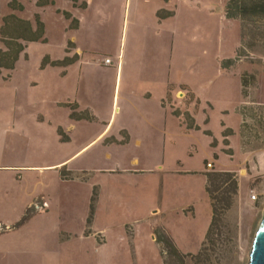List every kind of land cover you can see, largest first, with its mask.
<instances>
[{"label":"rangeland","instance_id":"1","mask_svg":"<svg viewBox=\"0 0 264 264\" xmlns=\"http://www.w3.org/2000/svg\"><path fill=\"white\" fill-rule=\"evenodd\" d=\"M13 1L0 0V29L10 14L37 28L39 15L46 41L0 69V264H248L258 176L235 171L246 193L209 234L205 177L179 172L243 168L225 140L264 143V26L229 19L228 0ZM159 8L177 15L160 23ZM151 75L194 88L198 100L179 87L169 104L199 129L182 130L160 91L136 82Z\"/></svg>","mask_w":264,"mask_h":264},{"label":"trees","instance_id":"2","mask_svg":"<svg viewBox=\"0 0 264 264\" xmlns=\"http://www.w3.org/2000/svg\"><path fill=\"white\" fill-rule=\"evenodd\" d=\"M78 2L79 0H73ZM55 0H39V5L54 4ZM87 3L83 6L86 7ZM14 9H24V6L16 0L11 3ZM226 16L229 19H240L242 22L250 24H259L258 27L264 26V0H228L226 3ZM64 14L69 18L72 14L64 11ZM161 17L171 16L173 12L166 11V15L162 11L158 12ZM78 19L74 18L73 25L78 26ZM262 25V26H260ZM1 41L5 45V49H0V69L5 68L13 70L16 62L20 57L22 50L30 41H46L45 24L37 15V28H34L29 20L22 19L15 14H10L4 18V23L0 29ZM240 52V50L238 51ZM239 55V53H238ZM77 57H65L64 60L52 62L54 65H67L75 61ZM236 59L230 58L222 62L223 68H228L235 62ZM1 72V71H0ZM243 86L244 81L242 82ZM173 113L177 116L181 115L178 109H174ZM187 128L199 129L196 120L189 111L185 112ZM232 133V129H226L224 135L228 136ZM229 143L228 140H225ZM230 153V152H229ZM181 174L200 175L196 172H179ZM201 176V175H200ZM206 181V191L210 197L212 208V219L209 225L208 233L213 230L214 226L218 224V220L228 212L235 204L236 197L239 190L238 175L235 171L230 170H211L202 174ZM98 196L97 185H94L90 211L87 217V226L93 221L95 215V202ZM159 242L163 241L164 234L156 230ZM208 234V235H209ZM166 247L171 250H176V247L171 241L165 242Z\"/></svg>","mask_w":264,"mask_h":264},{"label":"crops","instance_id":"3","mask_svg":"<svg viewBox=\"0 0 264 264\" xmlns=\"http://www.w3.org/2000/svg\"><path fill=\"white\" fill-rule=\"evenodd\" d=\"M166 1V0H165ZM170 1V0H168ZM79 7V6H77ZM87 7V6H86ZM226 7V6H225ZM156 14L158 15L159 11H162V13L164 15H166V11H171L173 12V15L171 16H166V17H160V19L158 20L160 23L163 22V19L165 18H170V17H174L177 15V11L176 10H168V9H156ZM159 16V15H158ZM80 24V21H79ZM79 27V26H78ZM75 46L77 47L76 42H74ZM77 50L80 51V49L77 47ZM120 65H121V61H120ZM123 69V67H122ZM119 79L120 80V85H119ZM123 79V73L121 71V75H117L116 78V92H118L119 90V86L121 88V82ZM136 82L138 83H143L145 84V86H147L148 89L152 88H156L160 91V96H159V100H160V104L161 106L164 107H170V113L173 114L176 119H178V123L179 126L181 127L182 130H184L185 132H190V130H194V128H187V125L184 123L183 120V114H181L180 116H177L173 113L174 109L172 107V105H170L169 101L171 100L170 98L173 96H175L174 94L176 93L177 89L179 87H181L182 89L186 90L187 93L191 94L193 97L195 96V98L198 100L197 94L194 90V88L187 82L185 81H180L177 79H174L173 76L169 75L166 79L160 78L158 75H151V76H139L136 80ZM143 94V93H142ZM144 98L146 99H150L153 100V93L149 90H147L144 94H143ZM166 103V104H165ZM118 109V108H117ZM190 110V109H189ZM186 110V111H189ZM190 112V111H189ZM162 115V111L160 112ZM160 114V115H161ZM164 117V115H163ZM195 118V117H194ZM163 119V118H162ZM196 120V118H195ZM232 129V128H230ZM128 134H129V138L128 140L130 141L132 136H131V132L130 130H125ZM233 134L235 133L234 129H232ZM229 144V150L230 153L233 155V157H236L237 153H240V161L244 160V162L246 163L245 167L243 168H232L229 169L230 171H246V170H250V172H252L254 175L258 176L259 181H261L262 186L264 188V143H262L260 140H258L257 144H255L252 148L249 150H244L242 147V143L239 139V142H237V144H234L232 142H230V140L228 141ZM239 165H241V162H239ZM223 170V169H222ZM207 171V170H206ZM206 171H180V172H196L197 174H200L202 176V174ZM251 173V175H252ZM261 188V189H263ZM247 188L244 190L243 188V182L241 181L239 184V190H238V195L239 197H242L243 194L246 193Z\"/></svg>","mask_w":264,"mask_h":264},{"label":"water","instance_id":"4","mask_svg":"<svg viewBox=\"0 0 264 264\" xmlns=\"http://www.w3.org/2000/svg\"><path fill=\"white\" fill-rule=\"evenodd\" d=\"M248 264H264V215L256 230Z\"/></svg>","mask_w":264,"mask_h":264},{"label":"built area","instance_id":"5","mask_svg":"<svg viewBox=\"0 0 264 264\" xmlns=\"http://www.w3.org/2000/svg\"><path fill=\"white\" fill-rule=\"evenodd\" d=\"M112 63V60H111V58H109V57H106L105 59H104V61H103V64H105V65H110ZM208 166H212V163L210 162V163H208Z\"/></svg>","mask_w":264,"mask_h":264}]
</instances>
